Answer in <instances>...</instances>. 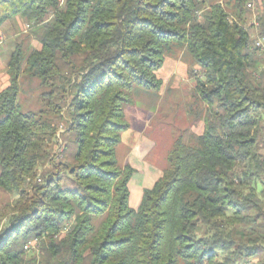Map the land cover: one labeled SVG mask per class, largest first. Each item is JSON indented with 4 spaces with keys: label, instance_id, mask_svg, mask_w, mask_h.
Returning a JSON list of instances; mask_svg holds the SVG:
<instances>
[{
    "label": "trees",
    "instance_id": "1",
    "mask_svg": "<svg viewBox=\"0 0 264 264\" xmlns=\"http://www.w3.org/2000/svg\"><path fill=\"white\" fill-rule=\"evenodd\" d=\"M204 1L0 0V27L21 19L40 45L16 49L0 91V190L16 197L0 211V264H264V18L247 23L252 0ZM173 47L202 71L203 132L173 141L131 208L124 108L135 88L159 90ZM22 74L52 119L20 111ZM33 241L40 258L24 250Z\"/></svg>",
    "mask_w": 264,
    "mask_h": 264
},
{
    "label": "rangeland",
    "instance_id": "2",
    "mask_svg": "<svg viewBox=\"0 0 264 264\" xmlns=\"http://www.w3.org/2000/svg\"><path fill=\"white\" fill-rule=\"evenodd\" d=\"M223 0H205V7L209 4L222 2ZM256 9L258 8L255 3ZM259 9V8H258ZM257 9V10H258ZM247 23H250L251 12H247ZM38 30L21 19H15L4 23L0 27V91L9 84L8 62L11 55L17 48L27 51L29 48L40 49L36 38ZM254 39V31L249 29ZM185 48L173 47L165 55L161 69L156 72V77L161 81V87L157 91L146 92L135 88L130 94L131 104L124 108V118L127 123H132V130L127 135L122 134L121 141L116 148V160L119 166L123 167L130 150L137 143L138 131L142 130V140L155 145L143 165L154 166L162 172L166 168V157L173 144V141L182 136L186 141L190 135H199L203 132L206 106L195 95L197 80L201 78L202 71L195 63ZM19 83L21 90L17 96V103L22 113L49 112L46 105L40 98L44 91L38 87V81L30 80L24 74L20 75ZM46 117L52 119L47 113ZM134 128V129H133ZM136 128V129H135ZM64 132V125L60 124L56 133V145L52 147L51 154L57 161L63 159L64 143L61 134ZM49 168V164L42 165L37 170V178L42 172ZM152 179V178H151ZM39 181V180H38ZM151 181V180H150ZM130 186L129 206L136 208L142 197V188L139 180L133 179ZM139 186V188H138ZM16 197L0 190V211L9 209ZM8 207V208H7ZM7 226V216L0 221V229ZM64 234V233H63ZM62 234V236H63ZM39 245L37 252L30 250L29 254H36L42 257L45 252L41 251Z\"/></svg>",
    "mask_w": 264,
    "mask_h": 264
},
{
    "label": "crops",
    "instance_id": "3",
    "mask_svg": "<svg viewBox=\"0 0 264 264\" xmlns=\"http://www.w3.org/2000/svg\"><path fill=\"white\" fill-rule=\"evenodd\" d=\"M128 124L130 128L127 131H125V133H123L124 135L125 134L127 135L128 132L132 130L133 124L132 123H128ZM136 131H138V136L136 137L137 143L133 146L128 156L126 157L124 166L128 165L135 170V173L133 174L130 180V186L131 185L136 186L133 184V179L137 178V180H139V186L140 188H142V190L150 189L153 188L154 183L162 176L163 173L158 171V169L155 168L156 167L155 165L154 167L148 164L146 165L142 164V162L146 160L148 154L150 152L152 153L155 145L148 142L147 139L142 140V137H144L142 134V130L137 129ZM127 137L130 138V135H127Z\"/></svg>",
    "mask_w": 264,
    "mask_h": 264
},
{
    "label": "built area",
    "instance_id": "4",
    "mask_svg": "<svg viewBox=\"0 0 264 264\" xmlns=\"http://www.w3.org/2000/svg\"><path fill=\"white\" fill-rule=\"evenodd\" d=\"M256 0H252L247 3L246 8L252 13V17L250 19V27L256 29L260 26V20L264 18V9L262 11H258L255 7ZM2 42V39L0 38V44ZM255 47L260 48L261 50L264 51V40L262 38H258L256 40ZM40 181V180H39ZM36 241H33L31 243H28L24 246V250L28 251L32 247H36Z\"/></svg>",
    "mask_w": 264,
    "mask_h": 264
}]
</instances>
